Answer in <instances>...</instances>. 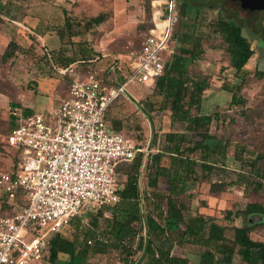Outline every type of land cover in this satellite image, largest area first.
<instances>
[{"label": "rangeland", "instance_id": "rangeland-1", "mask_svg": "<svg viewBox=\"0 0 264 264\" xmlns=\"http://www.w3.org/2000/svg\"><path fill=\"white\" fill-rule=\"evenodd\" d=\"M167 0H0V14L16 18L19 15L26 17L29 28L26 33H17L13 37L20 43V49L7 63L0 61V170H9L13 164L15 151L6 144L5 135L8 131L10 115V101H18L22 105L36 102L39 111L54 112L62 97L67 95L70 78L60 74L49 60L46 52L55 49L54 41H58L56 49H61L66 56L79 55L81 49L90 53H104L117 55L128 63L142 48L143 41L149 35L156 23L168 19L170 13L167 10ZM213 0H190L193 5L208 3ZM180 0H176L174 11L172 40L170 50L178 51L179 44L175 42V34L184 31L182 22L178 16ZM217 9H203L199 14L200 23L207 24L218 17ZM103 13L106 20L98 25H89L90 18ZM222 15L240 24L244 34L251 40L256 54L242 71H237L230 65L229 54L225 50V43L218 34L209 32L205 42L206 52L203 58L190 68L192 76L205 75L211 77V87L201 96L200 106L194 107L192 113L217 114L211 131L229 141L228 157L226 160L227 172H216L214 179H234L235 172L242 168V164L235 157V151L245 147L249 151H264V78L256 75L257 70L264 69V10L250 11L241 8L239 2L227 3L221 11ZM67 14L73 19L78 35L61 41L56 28L65 25ZM196 15V13H193ZM12 24H15L12 22ZM16 25V24H15ZM44 27L49 33H44V39L34 32L36 27ZM204 26V25H203ZM207 30V26L203 27ZM49 34V35H48ZM57 43V42H56ZM0 50V55H1ZM109 65V56L103 57L96 67L103 71ZM241 87L238 93L245 99V103L230 106L233 91ZM127 97L110 107L109 120H119L123 125L122 130L133 138L140 147L146 149L143 153L146 157H152L155 149L168 151L169 147L163 141V135L167 131L183 130V123L172 120V112L165 108L167 102L163 96L153 94L154 88L147 83L132 85ZM31 100V102H30ZM34 101V102H33ZM37 110V111H38ZM139 153V152H138ZM155 161V158H152ZM132 162L124 163L117 174L120 185L127 180V173ZM162 164L169 163V155L165 152L161 159ZM201 173V172H200ZM146 169L142 168L139 177V189L141 193L139 203L136 201L124 202L107 207L102 214H91L89 218L81 221V229L72 225L67 228L65 234L71 239L77 238L80 246L87 248V264H126L122 260V254L112 249L106 254L94 253V247L87 245L91 238L87 235L89 226L101 233L109 231V223L113 214L124 213L130 210L135 213L138 207L146 206V213H152V204L147 195H151L153 189L147 187ZM209 183L197 182L193 190L196 197L192 202L190 214L200 211L214 213L216 220L226 226L227 236L232 237L235 225H245L247 220L256 222L264 220V214L256 213L246 217L243 213L237 216L235 213L227 218L226 210L233 212L245 208L250 200L264 204V192L245 195L241 185L231 186L220 193L217 198L207 197ZM163 192L167 191L164 181L160 184ZM203 197L208 198L210 208H203ZM139 213V212H138ZM145 213V212H144ZM98 223L96 226L93 222ZM78 220H74L76 222ZM133 229L126 230L123 238L136 247L132 234L137 236L141 230L139 220L132 222ZM254 233L255 239L264 240V226ZM202 248L197 245L185 244L175 246L174 254L189 255L193 263L200 259ZM141 255L138 252L136 258ZM70 256L61 254L57 264H66ZM32 264H53L48 258L36 261ZM233 264H247L239 254L233 255Z\"/></svg>", "mask_w": 264, "mask_h": 264}, {"label": "trees", "instance_id": "trees-1", "mask_svg": "<svg viewBox=\"0 0 264 264\" xmlns=\"http://www.w3.org/2000/svg\"><path fill=\"white\" fill-rule=\"evenodd\" d=\"M231 2L239 1L213 0L193 5L190 0H180L178 16L184 31L174 35L175 42L177 41L179 44V50L167 51L164 54V72L151 84V89L154 88L153 94L163 96L168 105L165 108H169L172 112V120L182 122L183 130L167 131L163 135L162 141L169 147L168 151L159 150L149 158L143 152H139L127 173L126 183L124 185L119 183L121 200L139 203L141 197L139 177L142 168H145L147 187L153 189L151 195H147L152 204V213H146V206L141 204L137 213L123 210L124 213L121 215L113 214L108 232L101 233L89 226L86 232L91 238L87 240V245L95 248L94 253L106 254L115 249L122 254V260L126 264H233V255L237 253L247 264H264V240L253 237L254 233L264 226V220L256 222L247 220L245 225H235L233 236L228 237L226 226L216 220L214 213L200 211L197 214H190L192 202L196 197L193 188L200 181L210 185L207 197L217 198L220 193L236 185L244 187L247 197L251 194L264 192V151H249L248 153L245 147H242L240 151L236 150L235 157L241 162L242 168L234 173L235 178L214 179L216 172H227L226 160L230 147L229 141L223 140L222 137L211 131V125L218 113H192L194 107L200 106L203 93L211 87V77L192 76L190 72L192 65L205 55V42L209 32L221 36L226 44L225 50L229 54L230 65L237 71H242L256 54L251 40L244 34L241 25L221 13L227 3ZM205 8L217 9L220 14L217 18L208 21L207 24L200 23L198 16ZM105 20L106 16L100 13L90 18L88 24L94 26ZM205 25L207 30L203 28ZM56 33L62 42L66 41L69 35L71 37L78 35L73 19L68 14L65 25L56 28ZM20 47V43L16 39H11L1 53L0 61L7 63ZM46 55L53 66L78 62V69L82 74L102 73L96 64L104 57V53L89 54L88 51L81 49L79 55L65 57L61 49L55 48L48 50ZM256 75L263 79L264 69L257 70ZM66 76L70 78L71 84L72 77ZM236 88L237 90L233 91L230 101L231 108L234 105L245 103V99L237 93L241 87L237 86ZM123 97L125 96H121L112 103L105 115L114 131L124 132L123 125L119 120H109L108 111ZM10 105L23 106L20 102L12 100ZM24 108L27 115L34 113L28 108ZM15 126L16 118L10 112L5 140ZM135 143L140 146L136 141ZM165 152L169 155L168 164L161 163ZM152 158H155V161ZM19 160V153L15 151L13 164L8 171H17ZM123 164L119 165L117 174ZM162 181L166 184V192L160 189ZM202 200L206 201L203 202V208H210L209 199L203 197ZM0 205V215L13 214L19 209V197L10 202L8 196L0 192ZM113 205L80 212L66 229L72 225L81 229V221L89 218L91 214H102L107 207ZM234 213L237 216L243 213L249 219L256 213L264 214V204L249 199L242 210L233 212L232 208L227 209L226 217L229 218ZM136 219L140 221L142 227L138 237H136L138 232L135 231L132 234L133 242L135 241L137 245L134 247L133 244L124 240L123 234L127 228L133 229L132 222ZM74 220L78 221L74 222ZM93 222L96 226L98 225L95 219ZM66 229L50 238L42 261L48 258L53 264H57L60 255L67 254L70 258L66 264H87L85 258L88 257L89 251L80 246L77 238L67 237ZM185 244L197 245L202 248L203 251L200 253L197 263H193L189 255L174 254L175 246ZM138 252H141V255L137 259Z\"/></svg>", "mask_w": 264, "mask_h": 264}, {"label": "built area", "instance_id": "built-area-1", "mask_svg": "<svg viewBox=\"0 0 264 264\" xmlns=\"http://www.w3.org/2000/svg\"><path fill=\"white\" fill-rule=\"evenodd\" d=\"M166 4L169 18L156 23L128 63L104 54L109 65L101 74H82L78 62L54 65L72 77L54 112L27 115L24 106L10 107L16 126L6 142L20 160L17 171L0 170V192L10 202L19 197L20 206L0 215V264L42 260L50 238L80 212L121 201L117 169L146 149L111 129L105 115L118 98L127 97L130 86L152 84L163 74L176 0Z\"/></svg>", "mask_w": 264, "mask_h": 264}, {"label": "crops", "instance_id": "crops-1", "mask_svg": "<svg viewBox=\"0 0 264 264\" xmlns=\"http://www.w3.org/2000/svg\"><path fill=\"white\" fill-rule=\"evenodd\" d=\"M26 21H27L26 17H23L21 15H19L16 18H10L9 15L0 14V50H1V52H3L5 50L9 41L11 39H13V37L15 36L16 33H17V35L19 33H26V29L29 28L28 22H26ZM12 22L15 23L16 25L12 24ZM34 30H35L34 32L41 39H44V35H43L44 33H49V34L51 33V32H48L44 27H41V26L36 27ZM58 41H54V44L56 45L54 48L57 47ZM30 102H31V100H30ZM23 106L28 108L32 112H38L39 111L38 107H37L38 105L36 104V102H34L32 104H28V105H23Z\"/></svg>", "mask_w": 264, "mask_h": 264}, {"label": "water", "instance_id": "water-1", "mask_svg": "<svg viewBox=\"0 0 264 264\" xmlns=\"http://www.w3.org/2000/svg\"><path fill=\"white\" fill-rule=\"evenodd\" d=\"M239 1L242 8L249 9L252 11L264 10V0H232Z\"/></svg>", "mask_w": 264, "mask_h": 264}, {"label": "bare ground", "instance_id": "bare-ground-1", "mask_svg": "<svg viewBox=\"0 0 264 264\" xmlns=\"http://www.w3.org/2000/svg\"><path fill=\"white\" fill-rule=\"evenodd\" d=\"M167 21V23H168V20H166Z\"/></svg>", "mask_w": 264, "mask_h": 264}]
</instances>
